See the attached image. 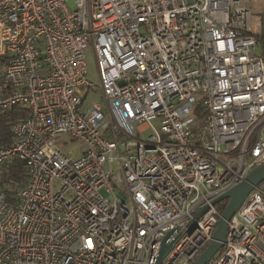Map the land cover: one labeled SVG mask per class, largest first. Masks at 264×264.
<instances>
[{"label": "built area", "instance_id": "1", "mask_svg": "<svg viewBox=\"0 0 264 264\" xmlns=\"http://www.w3.org/2000/svg\"><path fill=\"white\" fill-rule=\"evenodd\" d=\"M66 1L0 0V112L27 109L0 145L27 169L0 264H192L211 201L264 164L251 0ZM236 210L207 264H264V182Z\"/></svg>", "mask_w": 264, "mask_h": 264}, {"label": "water", "instance_id": "2", "mask_svg": "<svg viewBox=\"0 0 264 264\" xmlns=\"http://www.w3.org/2000/svg\"><path fill=\"white\" fill-rule=\"evenodd\" d=\"M264 182V164L250 170L248 175L240 182L235 184L234 186L228 188L224 192H222L219 196L215 197L211 204H217L224 200H227L226 205L223 211L216 222V227L212 233V240L207 244L205 248L198 254L192 264H207L209 260H211L215 254L221 249L223 242L226 238L227 232V221L231 219V217L235 214L241 204L245 201L246 196L249 192L256 186L260 185ZM207 205L203 206L197 213L196 217H199L204 210L207 209ZM169 235V234H168ZM168 235L166 237H168ZM163 238L161 241L157 262H160L164 255L167 253L168 249H170V244H165V239Z\"/></svg>", "mask_w": 264, "mask_h": 264}, {"label": "trees", "instance_id": "3", "mask_svg": "<svg viewBox=\"0 0 264 264\" xmlns=\"http://www.w3.org/2000/svg\"><path fill=\"white\" fill-rule=\"evenodd\" d=\"M27 114V109L22 106H13L12 108L0 112V145H8L13 141L11 132V123L17 116ZM23 161L17 157H12L0 168V184L3 187V194L7 204L15 205L19 198L20 190L27 182V169ZM227 200L218 203L217 207L222 212Z\"/></svg>", "mask_w": 264, "mask_h": 264}, {"label": "rangeland", "instance_id": "4", "mask_svg": "<svg viewBox=\"0 0 264 264\" xmlns=\"http://www.w3.org/2000/svg\"><path fill=\"white\" fill-rule=\"evenodd\" d=\"M67 6L70 9L74 8V2L73 0H68ZM251 8V28L253 34L257 36V45H256V51L257 53H262L264 52V0H251L250 6ZM85 64H86V78L88 81L94 83L96 85V88H94L97 92H99L100 89V81H99V76L98 71H97V66H96V61L94 57V53L92 51L91 43L88 42V45L85 49ZM197 112H200V108L198 105L195 106ZM155 123V122H154ZM145 135H147L145 133ZM76 149L77 146L70 147L67 151L71 150V155H76ZM114 172H118L119 167L117 164H114L113 167ZM0 190H3V187L0 184ZM103 195H106L104 191H101Z\"/></svg>", "mask_w": 264, "mask_h": 264}, {"label": "crops", "instance_id": "5", "mask_svg": "<svg viewBox=\"0 0 264 264\" xmlns=\"http://www.w3.org/2000/svg\"><path fill=\"white\" fill-rule=\"evenodd\" d=\"M255 35V34H254ZM256 38H257V36H256Z\"/></svg>", "mask_w": 264, "mask_h": 264}]
</instances>
